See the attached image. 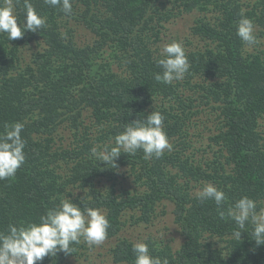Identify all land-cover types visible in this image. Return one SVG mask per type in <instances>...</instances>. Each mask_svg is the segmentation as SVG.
<instances>
[{
  "label": "trees",
  "instance_id": "1",
  "mask_svg": "<svg viewBox=\"0 0 264 264\" xmlns=\"http://www.w3.org/2000/svg\"><path fill=\"white\" fill-rule=\"evenodd\" d=\"M12 3L22 23L24 0ZM30 3L46 26L11 41L0 33V133L23 122L26 142L25 163L0 180V231L37 221L68 196L107 214L116 263L134 264L130 231L145 223L147 235L138 237L169 264H264L251 225L237 239L213 201L195 198L212 183L225 207L248 196L264 208V0H71L70 15L45 0ZM178 12L194 14L191 31L202 41L190 42L193 49L168 37L165 22ZM242 14L254 21L258 43L250 47L236 34ZM78 29L90 33L85 43ZM172 41L182 42L190 69L164 84L154 79L156 60ZM152 111L165 118L171 151L148 160L142 150L122 153L115 169L91 156ZM169 204L183 238L177 248L152 229ZM84 244L37 264H66Z\"/></svg>",
  "mask_w": 264,
  "mask_h": 264
},
{
  "label": "clouds",
  "instance_id": "2",
  "mask_svg": "<svg viewBox=\"0 0 264 264\" xmlns=\"http://www.w3.org/2000/svg\"><path fill=\"white\" fill-rule=\"evenodd\" d=\"M52 8H59L65 15L73 12L71 0H45ZM25 17L18 22L14 14L12 0L0 4V33H5L9 41L22 38L25 31L38 32L46 26V19L38 14L30 0H24ZM236 34L246 46L258 43L254 21L241 15ZM64 35V34H62ZM161 71L154 74L157 82L172 84L182 80L190 69L182 42L166 43L156 60ZM164 116L152 111L144 119L128 122L123 130L115 135L112 144L93 146L91 156L104 166L115 169L116 160L122 154L134 155L142 150L146 160L160 158L172 145L164 131ZM23 122L4 125L0 133V180L14 178L17 170L25 163V140L21 136ZM102 127V126H101ZM75 195V192L72 193ZM200 202L213 201L220 219L235 223L234 237L241 239V233L248 225L252 228V239L257 245H264V208L258 209L257 201L242 196L225 207V192L212 183L204 184L196 193ZM81 204L83 201L81 200ZM77 204L68 196L59 204L47 209L37 221H28L19 227L9 224L0 231V264H37L46 256H56L58 252L72 253V246L86 243L89 247L100 246L107 238L111 227L107 214L98 207ZM134 264H169L150 253L148 243L139 241L132 244Z\"/></svg>",
  "mask_w": 264,
  "mask_h": 264
},
{
  "label": "rangeland",
  "instance_id": "3",
  "mask_svg": "<svg viewBox=\"0 0 264 264\" xmlns=\"http://www.w3.org/2000/svg\"><path fill=\"white\" fill-rule=\"evenodd\" d=\"M170 7L174 8L175 10H178L177 7H173L170 5ZM193 13H188L183 16L180 15V12H178L176 15L172 17L170 21H166L165 25H169L167 31L168 37H174V35H177L178 37H181L180 40L184 43H187V46L191 49L195 48V43H200L202 40L197 35H194L191 31V26L195 23V20L193 18ZM166 25V26H167ZM77 38L81 43L82 39L86 37H91L90 33L86 30H80L78 29ZM190 42H195L193 44H189ZM132 183V181H131ZM133 184V183H132ZM134 186V185H133ZM135 187V186H134ZM158 212H162L160 208H158ZM155 227H152L153 230H155L157 233L164 235L168 238H175L173 241L175 247H179L180 243L182 242L183 238L181 237L179 233V227L177 223L174 221V214H173V205L169 204L167 207L166 214H160L157 216L156 221H154ZM145 223L139 226H133L130 232H135L134 239L136 241H142L140 237H138L139 234H141L142 238L145 237L146 228H144ZM129 232V233H130ZM142 232V233H140ZM112 242H116V237L111 238ZM106 243V247L104 244ZM109 245V240L106 239L104 243L100 246L95 247H89L86 243L83 245V255H79L77 257L73 256L70 257L69 260L66 262V264H123V263H116L113 260L112 253L107 249ZM85 256H89L85 259Z\"/></svg>",
  "mask_w": 264,
  "mask_h": 264
}]
</instances>
